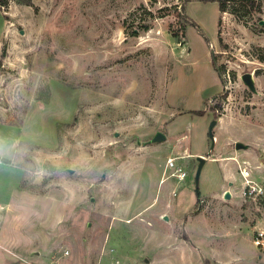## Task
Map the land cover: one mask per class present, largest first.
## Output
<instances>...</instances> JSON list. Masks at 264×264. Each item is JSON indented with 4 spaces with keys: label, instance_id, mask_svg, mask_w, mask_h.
<instances>
[{
    "label": "rangeland",
    "instance_id": "1",
    "mask_svg": "<svg viewBox=\"0 0 264 264\" xmlns=\"http://www.w3.org/2000/svg\"><path fill=\"white\" fill-rule=\"evenodd\" d=\"M5 1L0 264H264V0Z\"/></svg>",
    "mask_w": 264,
    "mask_h": 264
},
{
    "label": "built area",
    "instance_id": "2",
    "mask_svg": "<svg viewBox=\"0 0 264 264\" xmlns=\"http://www.w3.org/2000/svg\"><path fill=\"white\" fill-rule=\"evenodd\" d=\"M166 168L171 171L170 177H173L177 181L183 180L186 176V173L178 164L175 163V160L172 158L167 160ZM240 172L241 177L244 180L242 196L250 201L260 198L263 195V190L258 184L251 180L249 171L244 168ZM261 236L262 235H260V237Z\"/></svg>",
    "mask_w": 264,
    "mask_h": 264
},
{
    "label": "water",
    "instance_id": "3",
    "mask_svg": "<svg viewBox=\"0 0 264 264\" xmlns=\"http://www.w3.org/2000/svg\"><path fill=\"white\" fill-rule=\"evenodd\" d=\"M242 81H243L247 86H249V87L251 88V86H252V85H251V77H250L249 74H245V75H243V77H242ZM215 123H216V121H212L211 124H210V126H209V130H208L209 137H210L212 140H213V135H212L211 130H212V127L214 126ZM164 140H165V136H164L163 134H161V133H157V134L153 137V139L151 140V142H153V143H160V142H163ZM234 147H235L236 150H240V149H245V148H246V146H244V145H242V144H240V143H236ZM203 162H204V159L199 158V165H198L197 170H196V173H195V181H196V182H197L198 177H199V175H200L201 167H202V165H203ZM228 197H229V195H228V193H226V194H225V198L227 199Z\"/></svg>",
    "mask_w": 264,
    "mask_h": 264
},
{
    "label": "trees",
    "instance_id": "4",
    "mask_svg": "<svg viewBox=\"0 0 264 264\" xmlns=\"http://www.w3.org/2000/svg\"><path fill=\"white\" fill-rule=\"evenodd\" d=\"M190 1H198V2H203V3H207V2H215L218 5V10L219 12H224L225 7L227 4L232 3L234 4L235 2H242V3H249L250 0H185V2H190ZM6 3L5 0H0V5L3 6ZM25 5H30V0H27L24 2ZM192 26H196L194 23L191 24ZM185 25L181 26V33L184 35L185 32ZM149 29L148 26H144L143 27V31H147ZM131 34L133 36H137L138 35V31H131ZM197 114H201V113H197ZM197 191V189H195Z\"/></svg>",
    "mask_w": 264,
    "mask_h": 264
}]
</instances>
